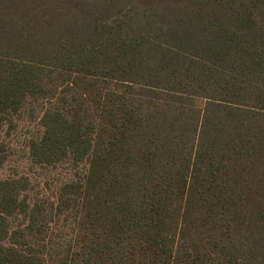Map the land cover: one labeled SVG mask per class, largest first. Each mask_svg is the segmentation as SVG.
I'll return each mask as SVG.
<instances>
[{
	"label": "trees",
	"instance_id": "obj_1",
	"mask_svg": "<svg viewBox=\"0 0 264 264\" xmlns=\"http://www.w3.org/2000/svg\"><path fill=\"white\" fill-rule=\"evenodd\" d=\"M32 104L83 171L0 179V264H264V0H0V147Z\"/></svg>",
	"mask_w": 264,
	"mask_h": 264
},
{
	"label": "rangeland",
	"instance_id": "obj_2",
	"mask_svg": "<svg viewBox=\"0 0 264 264\" xmlns=\"http://www.w3.org/2000/svg\"><path fill=\"white\" fill-rule=\"evenodd\" d=\"M196 103L202 105V100H197ZM39 116V106L36 104L28 106L15 115L14 129L1 136L0 179L24 177L28 181V193L31 196L54 197L68 176L83 171V164L63 161L47 165L29 161L28 144L41 129ZM8 222V230L17 229L22 224L21 217L14 213L9 216ZM58 224L63 230L67 220L61 217ZM54 232H59L56 225H54Z\"/></svg>",
	"mask_w": 264,
	"mask_h": 264
}]
</instances>
